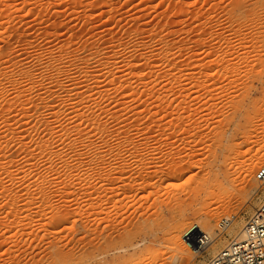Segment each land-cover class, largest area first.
Wrapping results in <instances>:
<instances>
[{
    "label": "rangeland",
    "instance_id": "rangeland-1",
    "mask_svg": "<svg viewBox=\"0 0 264 264\" xmlns=\"http://www.w3.org/2000/svg\"><path fill=\"white\" fill-rule=\"evenodd\" d=\"M263 155L264 0H0V264H206Z\"/></svg>",
    "mask_w": 264,
    "mask_h": 264
},
{
    "label": "built area",
    "instance_id": "built-area-1",
    "mask_svg": "<svg viewBox=\"0 0 264 264\" xmlns=\"http://www.w3.org/2000/svg\"><path fill=\"white\" fill-rule=\"evenodd\" d=\"M257 180H264V170L258 174ZM229 225V220L220 223L222 230ZM206 264H264V199L246 220L242 236L232 239Z\"/></svg>",
    "mask_w": 264,
    "mask_h": 264
},
{
    "label": "bare ground",
    "instance_id": "bare-ground-1",
    "mask_svg": "<svg viewBox=\"0 0 264 264\" xmlns=\"http://www.w3.org/2000/svg\"><path fill=\"white\" fill-rule=\"evenodd\" d=\"M255 131H257V129H255ZM257 164H261L264 165V155L259 157L256 161ZM264 169H261L257 174L256 177L258 176V174ZM250 171V170H248ZM251 172V171H250ZM252 174V173H251ZM245 176L246 178H248L247 176H250L249 172H245ZM261 182V183H260ZM254 183V182H253ZM251 185V189L248 192V194L250 193H256L259 190L264 188V180L263 181H259V183H254ZM251 184V183H250ZM250 184L248 185V187L250 186ZM252 196V195H250ZM248 196V197H250ZM210 221L209 220H205L203 222V224L201 226H199L198 224L192 225L191 227H189L184 234L182 235L183 241L185 242V244L190 248L188 249L187 247L183 246L182 243L177 244V247L175 248L174 246V253H176V256L174 257V263L178 262L180 264H182L183 262H185V260H190L191 261V257H193L192 253H197L201 250H203L206 246H208L209 244H211L215 239V237H213L212 233H208L207 231H210ZM245 225L240 228L238 231H235L236 229H233L232 231L235 233L234 237L236 236V238L242 236L243 231H244ZM214 234V233H213ZM217 234V233H216ZM219 236V235H217ZM188 240L191 242L192 245L188 244ZM182 241V240H181ZM180 241V242H181ZM176 244V243H175ZM173 248V247H172ZM196 249V250H194ZM221 251V250H220ZM219 251V252H220ZM218 252V253H219ZM217 253V254H218ZM175 255V254H174ZM216 255V254H215ZM172 259V258H171ZM193 259V258H192ZM180 260V261H179ZM183 261V262H182ZM173 262V261H172ZM172 264V263H171Z\"/></svg>",
    "mask_w": 264,
    "mask_h": 264
}]
</instances>
